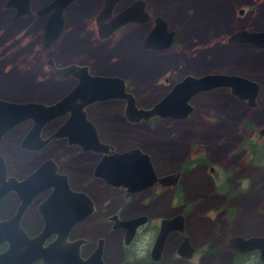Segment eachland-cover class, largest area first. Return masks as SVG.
<instances>
[{
	"label": "flooded vegetation",
	"instance_id": "obj_1",
	"mask_svg": "<svg viewBox=\"0 0 264 264\" xmlns=\"http://www.w3.org/2000/svg\"><path fill=\"white\" fill-rule=\"evenodd\" d=\"M31 1L29 4V14L19 18H29L35 15L40 20L39 23L41 25L32 36V39L36 43L33 49L36 54L32 63L39 66L37 77L44 78L46 76L45 68H47L53 75V81L50 83H53L54 86L64 85L68 88L65 90L64 95L57 97L52 102L45 103L38 99L28 101L0 100L10 103L34 102L49 106L57 103L69 94L78 83V80L72 76L60 79L55 69H63L76 65L86 67L88 74L91 76L102 75L93 74L87 65L74 63L58 65L51 57L46 58V53L52 50L57 51V45L61 43L66 31L64 21L65 11L68 6H73L74 2L77 1L71 2L66 6L63 12V32L48 48L45 47L44 28L49 14L39 16L38 11L53 0L37 11L32 10ZM137 1H141L144 4L143 9L147 16L145 22L126 24L117 29L111 36L102 40L98 37L96 25V17L104 6V0H102V7L94 18L97 38L100 41L111 44L113 42L112 38L127 27L151 25L152 27L149 28L151 31L155 27L157 19L164 20L162 16L157 15L159 17H156L150 11L148 0H120L114 6L111 17L105 21V24H108L116 15ZM12 10H14L16 15V10ZM168 14L174 15L172 8L164 13V15ZM239 15H243L242 11L239 12ZM19 18L16 19L14 17L12 21L14 22ZM167 30L174 33L173 41L167 49L169 50L174 44L177 33L176 31H170L168 26ZM228 45L238 46L229 43ZM13 46L14 44H12ZM167 50L163 52L157 51V54L164 53ZM12 55H14V52ZM27 57L29 55L24 57V59H27ZM210 74L249 78L228 72H208L195 77ZM28 76H31V83H37L30 73H28ZM120 79L124 80L123 78ZM57 81L60 83H57ZM166 81L168 82L169 79H166ZM250 81L259 86V97L262 85L260 86L253 80ZM125 87V92L129 93L126 81ZM217 90L220 89L211 90L206 93ZM129 94L135 100V97L131 93ZM201 94L195 95L189 100L188 105L191 107V112L186 118L180 120L154 117L147 121L130 122L125 116L126 103L122 99L95 102L84 109L86 120L94 127L99 142L112 148L109 155L137 149L149 157L157 179L167 176L176 177V185L163 187L155 183L139 192H130L123 187L111 186L106 182L105 178L95 174L96 166L103 156L102 153L84 150V147H86L84 145H70L68 144V139L51 138L68 120L70 117L69 113L45 123L38 138L41 142L39 146L32 145L30 141L23 144V140L35 125L32 120H25L13 127L12 124H9L11 129L6 130L7 132L0 139V157L5 164L7 177L17 182H22L28 179L45 162L53 164L57 176L54 185L49 186L46 183H41L36 188L39 189L38 191L13 190L0 194V264H264V261L260 260L258 252L241 254L231 250L227 245L229 239L232 237L239 236L248 239L251 237H264V235L248 236L243 233L231 232L227 226L223 227L222 225L215 224L209 228L208 223L196 222V220L200 219L197 217V213L200 212L199 205L201 199L205 203H210L212 199L224 190L227 193L224 201L219 206H215V204L207 206L206 210L203 209L206 213L210 212L211 207L214 208L213 211H216L217 208L223 210L230 208L228 211L230 210L231 217L232 215L235 216V209L241 214L248 213L252 198L247 201V192L244 196L242 195L247 189L248 192H251L252 184L247 185V181L251 178L253 182L251 169L255 167V160H258L260 164L262 163V152H264V142L261 145H257L258 149H255L256 145H254L253 141L254 131L247 137L246 149L250 155V161L246 162V170L249 175L238 176L227 174L226 167L222 166L221 162L215 163L214 161H210L209 156L204 150H199L197 153L193 151V155L187 161H182L173 171L161 174L156 170L150 154L142 148L131 144L120 147L115 143L119 134L113 135L111 133L104 113L105 106L111 102H118L122 106L123 123L130 124V126L155 124L158 120L184 122L189 119L195 110V106H193L195 97ZM258 97L255 101V107H249L247 102L240 101L236 97L234 98L243 102L247 109H256L258 107ZM135 107L140 109L136 105V100ZM102 132H106L112 136V139L107 140ZM258 134L264 140V129L260 130ZM31 146L38 147L39 150L27 151L23 149V147ZM3 149L10 152V160L7 159ZM214 164L218 165L217 169L213 166ZM198 170L202 172L203 178L209 183L210 187L213 185V190L212 192L205 193L203 196L196 195L190 197L188 183L193 178L192 175ZM234 170L238 172L236 169ZM62 177H64L68 187V192L66 193L61 191L60 183L62 182ZM174 195L181 199L182 212L171 216L156 212V209L165 197L169 200V207L171 206L173 209L172 201ZM26 204L27 206L19 218L18 212ZM262 207H264V203ZM241 214L240 218L237 217L238 220L241 219ZM177 217L182 218L181 224L171 229L165 235L159 247L161 222ZM140 219L144 222L130 223L131 221Z\"/></svg>",
	"mask_w": 264,
	"mask_h": 264
},
{
	"label": "rangeland",
	"instance_id": "obj_2",
	"mask_svg": "<svg viewBox=\"0 0 264 264\" xmlns=\"http://www.w3.org/2000/svg\"><path fill=\"white\" fill-rule=\"evenodd\" d=\"M8 1L0 0V99L52 102L64 95L68 87L50 83L53 75L47 68L44 78L37 77L39 66L32 63L36 54L33 50L36 43L32 36L39 29L40 20L33 15L13 22L14 10L5 7ZM50 1L32 0V10L37 11ZM148 2L150 11L156 17L162 16L168 29L177 33L173 46L166 52L157 54L151 49L144 50L143 41L151 25L127 27L112 38L111 44L100 41L96 35L94 18L102 7V0H83L67 7L64 37L57 45V51L46 53V58L51 57L58 65L82 64L89 66L93 74L123 78L127 82L128 92L135 97L140 109L152 107L187 75L228 72L249 77L262 85L256 109H247L227 89L195 97V110L184 122L158 120L155 124L130 126L123 123L120 103L111 102L104 109L111 133L119 134L115 143L120 147L131 144L142 148L150 154L156 170L161 174L171 172L182 161H187L193 151L197 153L204 150L210 161L221 162L226 167L227 174L249 175L246 170V162L250 161L246 149L247 137L254 131L255 149L264 142L258 134L264 129V50L249 44L229 46L228 38L240 31H264V0ZM170 8L174 15H164ZM240 11L242 16L239 15ZM28 73L37 83H31ZM102 134L107 140L112 139L106 132ZM3 152L10 160V152L4 149ZM262 153V163L255 160V167L251 169L253 182L251 178L247 181V185L252 184L251 192L247 189L242 195L247 192V201L252 198L248 213L241 214L235 209L236 217H231L230 208L213 211V207L206 213L207 206H219L224 201L227 196L224 190L210 203L201 199L200 212L197 213L200 219L196 222L208 223L209 228L215 224L227 226L231 232L248 236L264 235ZM213 166L218 168L216 164ZM192 176L188 183L190 197L212 192L213 185L210 187L200 170ZM168 203L167 197L162 199L156 212L171 216L183 211L181 199L176 195L172 201L173 209ZM240 214L241 219L238 220Z\"/></svg>",
	"mask_w": 264,
	"mask_h": 264
},
{
	"label": "water",
	"instance_id": "obj_3",
	"mask_svg": "<svg viewBox=\"0 0 264 264\" xmlns=\"http://www.w3.org/2000/svg\"><path fill=\"white\" fill-rule=\"evenodd\" d=\"M80 0H53L47 6L38 11L39 16L48 18L45 22L44 40L45 47H50L63 32V12L71 2ZM120 0H104V6L96 17L99 39H106L117 29L129 23H143L147 19L144 13V4L141 1L134 2L126 10L116 15L108 24L105 21L111 17L114 6ZM30 0H9L6 8L16 10L15 18L29 14ZM174 33L167 30L163 19H157L155 27L147 34L144 49H153L158 52L167 50L172 41ZM228 43L231 45L251 44L264 50V31L246 32L240 31L232 34ZM60 79L70 76L76 78V87L61 100L53 105L40 103H10L0 100V139L12 127L25 121L32 120L35 125L23 140V144L30 141L32 145H41L39 138L45 123L70 114L68 120L55 132L51 138L68 139L70 145H84V150L102 153L100 161L96 166V175L106 179L111 186L126 188L130 192L143 191L155 183L163 187L176 185L175 176H167L157 179L150 159L140 150L131 149L123 153L110 154L112 151L107 145L99 142L94 127L86 120L84 109L95 102L122 99L126 103L125 116L130 122L147 121L154 117L171 118L174 120L184 119L191 112L188 105L189 100L198 94L206 93L216 89H228L230 94L240 101L247 102L249 107H255V101L259 94V86L243 77L233 75L210 74L201 77L185 76L176 82L170 92L150 109H137L134 98L125 92V81L117 77L91 76L86 67L71 65L63 69H55ZM7 130V131H6ZM32 138L30 139V137ZM76 137V138H73ZM27 151L39 150L38 147H23ZM57 174L51 162H45L28 179L17 182L8 178L5 164L0 157V194L9 191L36 190L41 183L49 186L54 185ZM59 179V178H58ZM61 191L68 192L64 177H62ZM59 184V185H60ZM27 204L20 209L18 217L23 214ZM181 217L161 222V233L159 236V247L165 235L173 228L181 224ZM16 220V219H15ZM142 223L143 220H135L130 223ZM231 250L237 253L248 254L258 252L261 261H264V237H232L227 243Z\"/></svg>",
	"mask_w": 264,
	"mask_h": 264
}]
</instances>
